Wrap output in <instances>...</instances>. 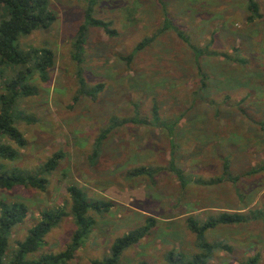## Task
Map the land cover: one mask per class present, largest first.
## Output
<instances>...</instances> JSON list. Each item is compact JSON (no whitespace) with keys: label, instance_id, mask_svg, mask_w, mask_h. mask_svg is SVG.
I'll return each mask as SVG.
<instances>
[{"label":"rangeland","instance_id":"1","mask_svg":"<svg viewBox=\"0 0 264 264\" xmlns=\"http://www.w3.org/2000/svg\"><path fill=\"white\" fill-rule=\"evenodd\" d=\"M256 2L261 18L248 23L246 0H100L96 17L111 21L116 36L108 37L99 29L87 33L85 79L90 87L102 85V90L95 97L75 100L71 50L82 22L83 2L49 0L54 22L21 43L25 50L50 49L54 65L47 82L37 76L29 81L36 91L33 96L17 100L15 126L25 146L9 141L18 158L0 164L7 171L35 174L53 154L61 153L62 158L43 191L0 190V201L27 207L24 222L12 232L11 245L24 239L41 211L68 209L71 186L89 200L112 206L102 216L92 214L95 227L69 264H91L102 258L117 237L149 217L156 226L124 253L120 264H161L171 249L187 256L195 253L194 236L186 227L189 217L203 223L222 212L264 213V170L244 175L251 168L264 167V0ZM162 7L175 27L210 54L199 60V66L174 32L134 52L137 44L159 30ZM129 55L133 58L127 63ZM198 67L208 77L203 91ZM154 108L159 120L152 117ZM137 114L150 125H117L93 158L97 137L114 122ZM157 121H176L172 138L169 127L155 126ZM173 146L176 165L184 175L211 184H190L182 190L168 171ZM225 159L234 182L223 177ZM137 167L155 172L152 178L127 177ZM73 231L66 213L37 255L63 250ZM205 237L209 243L230 248L216 251L208 264H241L255 256L258 264H264L260 220L219 225Z\"/></svg>","mask_w":264,"mask_h":264},{"label":"trees","instance_id":"2","mask_svg":"<svg viewBox=\"0 0 264 264\" xmlns=\"http://www.w3.org/2000/svg\"><path fill=\"white\" fill-rule=\"evenodd\" d=\"M83 2L82 22L73 38L71 59L75 63V80L77 85V97H95L102 85L90 87L84 75V45L87 33L90 29H99L108 37L116 36L111 21H104L96 17V7L100 0H76ZM165 6V4H163ZM166 7V6H165ZM163 18L159 30L151 37L143 39L135 47V51H142L150 46L158 37L174 32L177 38L184 43L193 55L195 65L208 54L207 50L194 45L184 31L175 27L166 9L162 7ZM246 17L248 23L260 20L261 14L256 0H246ZM55 20L50 10L49 0H0V162H13L18 158L17 150L8 142L15 143L18 147L25 146L24 140L15 126L18 115H15L17 100L33 96L36 91L29 85L33 76H37L42 82L48 81L49 71L54 65V53L48 48L22 47L21 40L32 33L47 29ZM211 50V46H208ZM210 55V54H208ZM132 55L125 58L127 63L132 61ZM200 77V90L207 87V76L197 68ZM137 110L138 106H137ZM156 109L152 110V117L159 120ZM154 121V120H153ZM114 122L110 128L104 130L97 137L94 145L93 158H97L98 150L109 132L117 125H150L147 118L140 115L120 120V124ZM155 126L169 127V135L172 138L173 131L177 127L176 121L172 123L155 122ZM173 141V140H172ZM175 146L171 148V158L168 171L174 174L180 188L183 190L190 184L209 185L212 181L202 182L201 179L191 180L187 178L182 169L176 165ZM61 153L53 154L37 173H29L18 169L7 171L0 164V190H12L15 188H32L43 191L48 185L47 177L58 167ZM229 160L223 164L224 179L234 182L236 178L228 172ZM264 170V167L251 168L244 175L253 176ZM155 170L151 167H141L129 170V178H152ZM69 197L68 209L56 208L40 212L36 224L30 228L23 240L11 245L13 230L24 222L27 215V207L21 202L0 201V264H69L75 253L83 247L89 239L95 227V219L92 214L102 216L108 213L112 204L101 200H89L78 188H67ZM70 216L74 231L65 248L57 253H45L37 255L45 245L46 237L57 227L61 219ZM251 220H260L264 226V213L253 212L247 214L222 212L216 217H209L203 223L189 217L186 219V227L194 236L195 253L187 256L181 251L171 249L163 255L161 264H208L216 251H230V248L221 243H209L206 240V232L219 225L246 224ZM157 222L153 218H147L144 224L117 237L111 244L108 253L100 259L91 261V264H120L124 253L137 245L148 236ZM137 264H147L140 261ZM241 264H258V256L247 259Z\"/></svg>","mask_w":264,"mask_h":264}]
</instances>
